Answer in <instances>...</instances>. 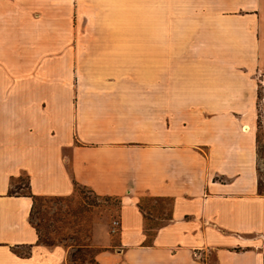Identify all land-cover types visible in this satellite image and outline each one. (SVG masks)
<instances>
[{"label": "crops", "instance_id": "crops-1", "mask_svg": "<svg viewBox=\"0 0 264 264\" xmlns=\"http://www.w3.org/2000/svg\"><path fill=\"white\" fill-rule=\"evenodd\" d=\"M262 75L264 0H0V264H69L32 215L78 186L121 199L94 264H264Z\"/></svg>", "mask_w": 264, "mask_h": 264}, {"label": "rangeland", "instance_id": "rangeland-1", "mask_svg": "<svg viewBox=\"0 0 264 264\" xmlns=\"http://www.w3.org/2000/svg\"><path fill=\"white\" fill-rule=\"evenodd\" d=\"M261 79L262 98L264 75ZM27 186V179L21 177L14 182L13 190L23 187L24 191H27ZM120 202V198L99 196L89 188L78 186L70 196L37 197L32 218L42 243L49 246L63 244L69 247V264H94L93 259L99 250L93 240L97 226L108 225L114 234L113 245L118 244ZM140 204L147 215L146 226L153 228L149 232L152 234L155 227L165 222L163 218L170 213L172 202L168 199L143 196Z\"/></svg>", "mask_w": 264, "mask_h": 264}, {"label": "trees", "instance_id": "trees-1", "mask_svg": "<svg viewBox=\"0 0 264 264\" xmlns=\"http://www.w3.org/2000/svg\"><path fill=\"white\" fill-rule=\"evenodd\" d=\"M11 192H15V191H12V190H11ZM107 197H110V196H107ZM117 198H119V197H117ZM155 199H161V198H155ZM139 207H140L141 210L144 212L145 217H146V219H147L146 212L144 211L143 206L140 204V201H139ZM170 218H171V213H169L168 216H167L166 218H163V219L168 220V219H170ZM160 225H162V224H160ZM160 225H159V226H160ZM159 226H157V227H159ZM157 227H155V228H157ZM146 228H147L148 232H150V230L153 229L152 227H147V226H146ZM149 234H150V233H149ZM150 235H151V236H150V238L147 240V244H151V243H152V236L154 235V233H152V234H150ZM93 261H94V263H95V259H93Z\"/></svg>", "mask_w": 264, "mask_h": 264}]
</instances>
